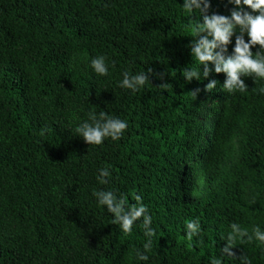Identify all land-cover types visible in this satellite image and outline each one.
Here are the masks:
<instances>
[{
	"label": "trees",
	"instance_id": "1",
	"mask_svg": "<svg viewBox=\"0 0 264 264\" xmlns=\"http://www.w3.org/2000/svg\"><path fill=\"white\" fill-rule=\"evenodd\" d=\"M182 3L0 0V264H144L130 256L143 229L125 235L113 225L92 195L101 189L129 205L142 197L157 233L147 264H209L230 223L264 229L261 82L242 77L248 91L228 94L223 74H210L219 82L211 93L208 80L185 81L182 70L199 65ZM210 4L209 14L234 7ZM98 55L109 65L103 77L89 66ZM149 67L164 79L153 75L136 92L118 86L122 72ZM101 110L128 127L89 146L74 129ZM190 219L201 223L192 240ZM235 247L237 258L264 264V246Z\"/></svg>",
	"mask_w": 264,
	"mask_h": 264
},
{
	"label": "clouds",
	"instance_id": "2",
	"mask_svg": "<svg viewBox=\"0 0 264 264\" xmlns=\"http://www.w3.org/2000/svg\"><path fill=\"white\" fill-rule=\"evenodd\" d=\"M234 5L228 16L210 13V0H183L181 9L190 17L188 28L194 33L188 45L192 61L198 63L196 67L191 63L182 70L185 81L208 80L204 85V91L211 93L217 88L218 81L209 79L210 74H223L224 82L221 85L222 91L232 94L235 92L244 93L248 91L242 77H250L255 85L260 81L258 88L254 90L264 96V0H228ZM250 9L251 11L245 10ZM197 17V19H191ZM247 37V41L245 40ZM231 53L229 45L233 44ZM257 48L253 53L252 49ZM89 66L98 76H106L109 65L104 55L94 56L90 59ZM122 80L118 86L122 89L138 91L146 83L151 82L153 75L163 80V74L153 73L151 67L147 71L130 74L128 71L121 73ZM168 84L162 83L159 88L167 89ZM200 89L192 94L196 95ZM128 127L127 121L113 115L106 114L101 110L99 113L89 111L87 119L82 120L75 127L77 137L83 139L87 145H102L105 140L118 141L124 135ZM110 171L108 168H100L97 180L101 184H107V177ZM98 207L103 206L107 213L112 216V224L117 225L125 235L131 233L133 227L139 223L143 229L144 242L142 250L134 248L130 256H134L137 262L149 261V253L152 249L153 238L156 236V229L152 226L153 218L148 213L147 206L143 203L140 195L135 196V204L129 205L123 194L117 195L112 190H96L92 193ZM201 223L199 219H190L184 224V235L188 240L199 236ZM224 246L220 249L219 255L211 257L209 264H251L246 255L236 257L233 249L238 243L257 242L258 246H264V229L253 226L251 231L241 227L237 223H230L224 235L220 237Z\"/></svg>",
	"mask_w": 264,
	"mask_h": 264
}]
</instances>
